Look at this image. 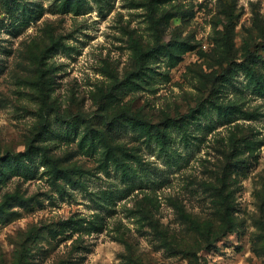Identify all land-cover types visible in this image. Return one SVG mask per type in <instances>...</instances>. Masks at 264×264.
<instances>
[{
    "label": "rangeland",
    "instance_id": "rangeland-1",
    "mask_svg": "<svg viewBox=\"0 0 264 264\" xmlns=\"http://www.w3.org/2000/svg\"><path fill=\"white\" fill-rule=\"evenodd\" d=\"M0 264H264V0H0Z\"/></svg>",
    "mask_w": 264,
    "mask_h": 264
}]
</instances>
